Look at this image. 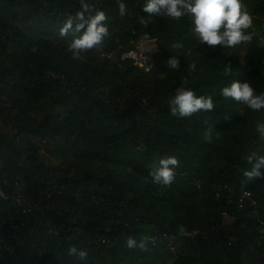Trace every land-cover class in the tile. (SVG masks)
<instances>
[{"label":"trees","instance_id":"trees-1","mask_svg":"<svg viewBox=\"0 0 264 264\" xmlns=\"http://www.w3.org/2000/svg\"><path fill=\"white\" fill-rule=\"evenodd\" d=\"M87 2L106 13L109 35L78 61L59 29L80 0H0V264H264L250 210L228 203L248 190L264 207V179L242 183L245 157L264 155V109L221 95L233 80L264 92V0H242L253 17L242 58L200 45L189 16L141 24L146 0H122L123 16L118 0ZM145 34L157 47L148 70L122 59ZM174 56L178 70L167 65ZM193 61L186 87L216 105L210 143L204 113L180 118L169 106ZM171 155L172 184H154L149 173ZM159 234L174 236L173 250L157 239L148 251L126 247Z\"/></svg>","mask_w":264,"mask_h":264},{"label":"clouds","instance_id":"clouds-1","mask_svg":"<svg viewBox=\"0 0 264 264\" xmlns=\"http://www.w3.org/2000/svg\"><path fill=\"white\" fill-rule=\"evenodd\" d=\"M118 8L121 16L126 14L127 7L122 0H118ZM142 11L148 17V19L139 18V22L143 25L149 24L151 17L166 16L178 20L183 16H189L192 23L191 31L200 45L221 46L226 49L249 44L253 39L251 33L246 34L245 32L251 27L253 17L247 11V6L242 0H146ZM107 19L104 11L87 0H80V10L75 14L68 15L59 29L60 37L72 34L73 38L67 45L72 59L84 61L85 53L100 47L104 38L109 35L108 26L105 23ZM149 40L150 37L147 34L143 35L141 51H132L151 50L153 43H149ZM182 47L183 45L180 43L172 44V48L175 49ZM156 50L155 44L154 52ZM167 65L172 70H178L180 60L174 56L167 61ZM224 70L226 75L232 72L229 65H225ZM196 71L197 65L193 61L188 65V76L182 78L181 86L175 90L174 95L169 97V106L171 115L180 118H191L195 115L200 119V114L204 113L202 118V123L206 125L204 140L210 143L214 130L210 123L211 117L206 114L213 112L216 105L210 95H197L191 88L186 87L189 84V76H192ZM221 95L225 99L231 98L254 111L264 109V92L257 94L249 82L233 80L230 85L221 89ZM224 119H228V116H225ZM256 127L261 137H264V122L257 121ZM245 159L251 167L243 171L244 180L242 183L264 179V171H262L264 170V155L253 152ZM178 167H180V160L177 156H166L159 159L158 165L153 167L149 175L154 184L170 186L175 177V169ZM149 244H156L154 236L142 235L139 240L132 236L126 238L128 249L138 248L141 251H148ZM68 255L84 261L87 259L88 252L71 246L68 249Z\"/></svg>","mask_w":264,"mask_h":264},{"label":"built area","instance_id":"built-area-1","mask_svg":"<svg viewBox=\"0 0 264 264\" xmlns=\"http://www.w3.org/2000/svg\"><path fill=\"white\" fill-rule=\"evenodd\" d=\"M154 52V49H153ZM152 52V53H153ZM150 52H134L130 51L127 54L123 55L122 59H130L134 62V64L138 68H142L144 70H148L147 62L150 60ZM143 57V58H142ZM139 58V59H138ZM220 191H226L227 193L231 192V188L228 186L218 187ZM234 202L238 209L247 208L250 210L254 223L256 224V231L258 234L259 244L264 246V207L260 205L257 200L253 197L252 193L248 190H242L235 200L229 198L228 203ZM224 217H228V212L224 211L222 214ZM196 235L195 231H186L185 229H181V235L183 237L193 238ZM158 242L168 241V245L172 247L174 236L170 235L166 237L165 234H159L155 237Z\"/></svg>","mask_w":264,"mask_h":264},{"label":"rangeland","instance_id":"rangeland-1","mask_svg":"<svg viewBox=\"0 0 264 264\" xmlns=\"http://www.w3.org/2000/svg\"><path fill=\"white\" fill-rule=\"evenodd\" d=\"M154 41H155V40H151V41H148V42H149V43H150V42H153V44L155 45V42H154ZM141 48H142V44H138L137 47H136V50L141 51ZM153 49H154V46H153V48H151V50H149V51H147V52L152 53V52H153ZM233 49H234V51L238 54V56H239L240 58L243 57V54H244V46H243V44L238 45V46L234 47ZM261 143H264V137H261V136H260V139L257 141L258 148L260 147Z\"/></svg>","mask_w":264,"mask_h":264},{"label":"bare ground","instance_id":"bare-ground-1","mask_svg":"<svg viewBox=\"0 0 264 264\" xmlns=\"http://www.w3.org/2000/svg\"><path fill=\"white\" fill-rule=\"evenodd\" d=\"M150 43H153V42H150ZM153 46H154V44H153ZM153 46L151 48H153Z\"/></svg>","mask_w":264,"mask_h":264},{"label":"water","instance_id":"water-1","mask_svg":"<svg viewBox=\"0 0 264 264\" xmlns=\"http://www.w3.org/2000/svg\"><path fill=\"white\" fill-rule=\"evenodd\" d=\"M155 44H156V42H155Z\"/></svg>","mask_w":264,"mask_h":264}]
</instances>
